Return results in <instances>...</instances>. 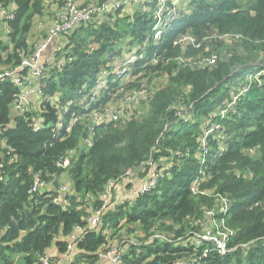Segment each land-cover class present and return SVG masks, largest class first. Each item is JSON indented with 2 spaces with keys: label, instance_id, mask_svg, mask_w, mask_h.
Segmentation results:
<instances>
[{
  "label": "trees",
  "instance_id": "obj_1",
  "mask_svg": "<svg viewBox=\"0 0 264 264\" xmlns=\"http://www.w3.org/2000/svg\"><path fill=\"white\" fill-rule=\"evenodd\" d=\"M65 1L56 2L62 7ZM14 2L8 41H0L9 68L29 53L28 33L34 18L45 11L44 0ZM167 3L172 6L173 0ZM181 3L187 8L157 40L152 38L155 1L147 3L149 11L139 4L124 5L115 13H102L107 21L96 14L97 21L64 33L69 39L64 59L56 56V66L45 65L39 81L38 111L14 112L19 88L9 78L0 79V264H41L53 244L64 254L69 236L85 227L87 218L102 206L108 183L135 170L137 186L149 171V160L157 165L155 186L108 207L97 227L84 230L75 240V264H97L108 242L105 229L113 235L125 225L139 226L146 240L130 246L120 264H173L183 259L198 264H264V63L259 61L264 51V0ZM124 8L127 14L121 13ZM229 33L238 36L230 57H217L204 67L191 61L201 53L210 60L212 54L204 51L207 39ZM185 34L194 36L200 47L174 44ZM123 38L124 46L115 47ZM131 50L143 57L128 71L134 80L121 83L112 64ZM103 73L105 83L97 89ZM247 74L256 80L232 91ZM146 77L148 82L166 79L165 85L141 98L148 104L147 114L129 112L116 121L89 124V114L102 111L113 95L145 88L141 79ZM84 97L91 101L87 109L80 102ZM179 97L186 105L184 115L174 107ZM73 115L79 120L67 132ZM61 118L63 128L53 130ZM33 119L41 126L34 127ZM71 152L76 153L68 169L72 194H65L70 204L64 205L54 202L59 191L51 182L65 171L62 163ZM36 174L48 186L30 192ZM196 181L198 191H193ZM88 194L94 198L93 211L82 199ZM221 198L229 207L217 216L232 231L228 247L233 250L225 254L210 242L196 245L188 237L199 230L191 221L216 208ZM157 228L174 236L154 237ZM181 236L185 239L178 240Z\"/></svg>",
  "mask_w": 264,
  "mask_h": 264
},
{
  "label": "built area",
  "instance_id": "obj_2",
  "mask_svg": "<svg viewBox=\"0 0 264 264\" xmlns=\"http://www.w3.org/2000/svg\"><path fill=\"white\" fill-rule=\"evenodd\" d=\"M151 0H104L98 6L88 5L86 7H79L73 0H66L64 5L60 7L62 12L58 16L57 20L53 23L52 27L47 34V37L42 41L39 45L35 47L33 51H30L27 55L23 56L21 62L11 68H8L0 73V79L9 78L12 82L19 88V93L12 103V110L14 112L23 113L25 111H30V107L32 104L31 96L34 91L39 92V81L43 76L44 70L46 68V63L50 62L53 58L46 57L44 59V52L49 45V43L56 37L73 30L81 23H90L93 21L95 17V12L98 13H115L117 9L120 7L129 4H137L140 3V7L149 11L151 9L150 2ZM155 4L153 6V16L155 17V25L153 27V36L154 40H157L160 36L161 31L169 26L179 14L178 7L176 5L181 2H185L188 0H173L172 6H169L167 3L168 0H154ZM150 4H147V3ZM16 9V5L14 0H0V34L3 32L8 36L10 28L8 27V20L14 17V11ZM2 27V28H1ZM4 30V31H3ZM174 44H180L181 46L191 45L195 48L200 47L201 43L197 41V39L191 34H185L180 36ZM142 54H138L136 50H131L122 55V60L120 62V66H115V73L120 78V75H125L129 73L128 71L131 69V65L136 62L139 58H142ZM217 56H211V62L216 60ZM120 59V58H118ZM117 59H114L116 61ZM60 66L61 63H58ZM26 71V74L23 75V71ZM105 73L99 77V83L97 89H100L105 83ZM245 87L243 90H246ZM98 92V90H97ZM132 94L130 96H125L119 105V107L110 111L107 107H104L102 110L103 114L97 115L98 121H107V120H119L121 118H125L129 111L128 109L135 104H138L145 94V89L140 88L139 90L131 91ZM97 93H94L96 95ZM93 100V99H92ZM83 108H89L91 105V101H89L86 97H84L81 101ZM104 120H100L103 116ZM79 117L73 115L70 119L68 126L66 127V131L69 132L72 124L77 122ZM41 121L38 119H33V126L39 127L41 126ZM63 120L62 118L58 120L56 125H52V129H62L63 128ZM203 153L206 154L208 152V147L205 142V139L202 140ZM253 150H251L252 152ZM66 162V158L63 160V163ZM62 163V165H63ZM148 164L150 165L149 171L144 179H139V183L135 187H130L127 189V193L125 198L132 199L136 197L139 193H143L149 191L152 187L155 186L158 171L156 163L149 160ZM137 171L135 170H127L121 178L117 180H112L108 183L109 189L114 186V183L117 181L124 186L127 187V182H131L135 180ZM132 177L130 181L127 178ZM134 177V178H133ZM138 181V179H137ZM47 182L39 175L36 174L34 178V182L30 192H38L47 187ZM193 191H198V181L194 182L192 186ZM59 194L53 199L56 203H62L64 205H69V201L66 200V188L63 187L58 190ZM204 193L205 191H200ZM219 200V199H218ZM220 204L216 207L215 210L209 209L204 212L206 216H208V220L203 223V216L198 218L196 221L197 226L200 227L199 230L193 231L189 233V240L196 245H200L203 242H210L213 244L214 248L219 254H225L231 250L232 248L228 247V240L232 231L225 225V221L223 218L218 217L219 213H226L229 207V201L225 198H221ZM106 202H103L102 206L95 210L92 215L87 218V225L85 227H77L76 233H73L69 236L67 250L63 254L62 258H53L49 255H44L40 258L41 264H75L74 262V247L75 240L81 235L84 230L89 228L97 227L100 222L104 211L107 209ZM214 209V208H213ZM203 214V215H204ZM154 237L167 239V237L163 235L155 234ZM183 236L179 237L178 240H184ZM171 240V239H170ZM129 248L128 244L118 246L117 244H110L108 247L105 246L98 253V263L97 264H120L122 259V254L126 252ZM206 250L204 251V254ZM173 264H198V262H194L189 259L177 260Z\"/></svg>",
  "mask_w": 264,
  "mask_h": 264
},
{
  "label": "rangeland",
  "instance_id": "obj_3",
  "mask_svg": "<svg viewBox=\"0 0 264 264\" xmlns=\"http://www.w3.org/2000/svg\"><path fill=\"white\" fill-rule=\"evenodd\" d=\"M57 0H44V5H45V11L43 15L40 16H36L33 20V26L32 29L30 30V32L28 33V37H27V41L29 44L28 47V51H33L35 49V47L38 45L37 43L42 39L44 40L47 37V34L49 33L50 28L52 27L53 23L57 20L58 16L60 15V13L62 12V9L59 7V5L56 2ZM79 7H86L88 5H93V6H98L101 3V0H73ZM103 1V0H102ZM154 0H151L150 2H153ZM133 2H135V0H133ZM139 4L140 7V3L134 4L135 7ZM178 7V11L186 9V5L184 3H180L178 5H176ZM127 8H124L122 10V14H127L128 11ZM184 11V10H183ZM101 15L102 16V20L107 21L108 20V15L107 14H102V13H98L97 15ZM95 16H96V12H95ZM97 17V16H96ZM95 17V18H96ZM93 21H97V20H93ZM52 24V25H51ZM124 39H121L119 41L116 42L115 47H117L118 45L122 47L124 46ZM238 39V36L234 35V34H224L221 36L218 35H212L209 39H207L206 42V46H205V52H210L212 54V56H217L219 57V59H225L230 57V55L233 53L234 50V46L236 44V41ZM69 40L66 34H61L60 36H58L57 38H54L49 45L47 46V51L48 54L50 55L51 58H53V60H51L50 62L46 63V66L48 65H55L56 66V62L54 60V58H56L57 56V60H62L64 59V52H66V41ZM137 43L135 45H133V47H136ZM127 48H123V50H126ZM120 58V59H118ZM5 59H6V53H3L2 51H0V71H4L6 69H8L10 66L8 64L5 63ZM115 59H117L116 61L113 62L112 65L116 64L117 66H120V62L122 60V56L119 57H115ZM191 61L193 63H198L201 67H204L205 65L209 64V62L211 64H213V62H211V58L210 60L203 55V53H201L199 56L195 57L194 59H191ZM259 61H262L264 63V51H261L260 55H259ZM111 65V66H112ZM47 69H51V67H47ZM152 76V75H150ZM134 80V77L131 76L129 73L125 74V75H120V81L121 83H125L127 81H132ZM256 80V76L254 74H247L245 77H242L239 82L233 84V87H231L232 91H235V89H238L239 87L241 88L242 86L247 85L249 82ZM141 83H143L145 85V94L148 95L150 93V91L152 89L161 87L163 85L166 84V79L165 77H158L157 79L148 82V77L141 79ZM133 90H129L126 91L125 93H119L120 96H116L113 95L112 99L106 104L105 107L108 108V110L110 111H114L116 110L119 105L121 104L123 98L125 96H130V94H132ZM99 92H97L98 94ZM233 97L236 98L235 96V92L232 93ZM117 97V98H116ZM32 104L30 107V110L35 112L38 111L39 109V103H40V95L39 93H37L36 91L33 92L32 96ZM134 107L131 110H128L131 113H137V114H147L148 113V104L146 102L145 99L140 100V102L138 104L133 105ZM174 107L175 109H179L180 114L184 115L186 114V105L182 102V100H180V97L177 98V101H175L174 103ZM218 110L212 112V115L217 114ZM103 114L101 110H98L95 113H91L89 114V116L87 117L89 124L90 125H94L95 123H98V118L97 115ZM103 116V115H102ZM105 117L103 116L100 120H104ZM204 121V120H203ZM210 132L207 131V133ZM206 142V140H205ZM81 147L84 146V144L82 143L80 145ZM74 152L69 153L66 156V162L63 163V167L65 168V171L62 172L60 175L53 177V182H51V185L61 189L63 187L66 188V194L71 195L72 194V182L68 173V169L71 165V161L72 159H74L75 157ZM159 163V162H158ZM163 163V161H162ZM164 164H166L164 162ZM169 166V164H166V168ZM137 175V173H136ZM142 174H140L141 176ZM134 178V177H133ZM128 181H130L132 179V177L127 178ZM137 181V180H134ZM129 184V185H128ZM131 184L129 182H127V187L124 186L123 184L119 183V182H115L114 186L111 187L109 189V185H107L105 192H103L101 194V200L103 202H106L107 207H113L116 205H119L120 203H124V201H126L128 198H125L126 195V191L128 188H130ZM82 199L84 201L85 207L91 211H93L94 206H95V202H94V198L92 195L88 194L85 196H82ZM216 207L219 206L220 201L217 199L216 201ZM216 208L212 209L215 210ZM208 216H206L205 214L203 215V223H205V221L208 220ZM197 221V220H196ZM196 221H191V223ZM158 225V224H157ZM158 227V226H156ZM199 227V226H198ZM175 229L179 228V226H175ZM200 229V227H199ZM105 232L108 235V242L107 245L108 247L110 246V244H117L118 246H122L125 244H128L129 247L134 245V246H139L141 245L144 240V236L145 234L143 233V231L141 230V228L137 225H125L124 227L121 228V230L115 231V233L113 235L112 234V230H110L109 228L105 229ZM155 233L158 235H163L165 237H169L172 238L174 236L173 232H168L167 230L164 229H160L157 228L155 230ZM106 245V246H107ZM78 264H85V263H78Z\"/></svg>",
  "mask_w": 264,
  "mask_h": 264
},
{
  "label": "crops",
  "instance_id": "obj_4",
  "mask_svg": "<svg viewBox=\"0 0 264 264\" xmlns=\"http://www.w3.org/2000/svg\"><path fill=\"white\" fill-rule=\"evenodd\" d=\"M100 18L101 16L98 15ZM52 25V24H51ZM2 28V27H1ZM4 31V30H3ZM57 38V37H56ZM0 41H2L3 43H6L8 41V36L6 34H4L3 32L0 34ZM42 41L44 40H40L37 44L39 45ZM47 49V48H46ZM47 50H45L44 52V59L46 57H49L50 55L48 54V52H46ZM39 93V92H37ZM40 95V93H39ZM135 182L136 181H131L129 182L131 184V187H135ZM129 185V184H128ZM47 255L53 257V258H62L63 257V254L59 253L58 249L56 248V246L53 244L47 251Z\"/></svg>",
  "mask_w": 264,
  "mask_h": 264
}]
</instances>
